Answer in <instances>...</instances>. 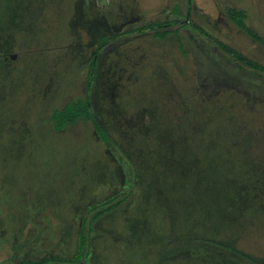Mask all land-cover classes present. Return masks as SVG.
<instances>
[{
    "label": "rangeland",
    "instance_id": "rangeland-1",
    "mask_svg": "<svg viewBox=\"0 0 264 264\" xmlns=\"http://www.w3.org/2000/svg\"><path fill=\"white\" fill-rule=\"evenodd\" d=\"M230 8L264 38V0H0V264L71 257L59 231L122 192L129 166L136 208L97 223L88 264H252L204 248L214 231L264 264V73L247 64L264 67V46ZM164 19L186 22L183 46L147 32L98 56L92 110L112 144L83 121L54 131L51 112L86 94L99 37Z\"/></svg>",
    "mask_w": 264,
    "mask_h": 264
},
{
    "label": "trees",
    "instance_id": "trees-1",
    "mask_svg": "<svg viewBox=\"0 0 264 264\" xmlns=\"http://www.w3.org/2000/svg\"><path fill=\"white\" fill-rule=\"evenodd\" d=\"M103 2L104 0H98ZM187 5L189 6L192 4V0H186ZM174 11L176 14H179L180 8L175 6ZM229 20L233 23V25L243 32L246 36L250 37L253 41L258 44L264 46V38L260 36L256 31L251 29L245 22L246 13L242 10H236L233 8L228 9L226 13ZM165 20V19H164ZM186 25V22L179 21V20H165V21H152L146 24H142L139 26H133L126 30H122L119 32H114L109 35H104L99 37L95 47L93 56L88 63L87 67V81H86V94L83 98H76L70 99L67 103H65L61 109L54 110L50 114V122L52 124V128L54 131L58 132L61 131L64 127L69 125H74L79 121H83L91 125L92 129L96 132L98 137L103 143H111V139L108 137L106 131L101 126L96 114L92 110V102L90 96V90L92 83L94 82V78L96 75V70L98 66V56L100 55L103 48L107 45L115 42L116 40L125 37L127 35L132 34H140V33H147L151 32L153 36L159 37L161 39L166 38L168 35H176L178 31V27L181 29ZM175 27L174 30L170 28ZM177 42H179L180 46L182 45V40H180L179 36L176 35ZM221 44V43H220ZM183 46V45H182ZM224 48L231 53L232 49L229 47L224 46ZM250 67L254 69H259L261 73H264V67H259L258 65L247 63ZM112 144V143H111ZM131 169L129 166V174H130V181H127V184L124 185L125 189L119 194H115L113 196H109L108 199H105L102 202L98 203H91L85 206V208L81 211L82 215L80 217H76V211H74V215L71 216V224L73 229L65 228L62 230H58L60 232L59 238H62L63 235H66L65 238L69 240L71 243V257H60V256H44L40 259H31L27 261H20L16 264H88L91 262V252L92 244L95 243V234H98L97 223L98 225L102 224L104 217L110 213L122 211L125 214V208H136L139 199L136 200V193L141 187L140 183L138 182V177L136 176V171ZM106 172L104 166L101 165L98 167L96 174L93 176L92 181L95 183L101 184L98 180V175L100 173ZM124 178H128L127 174H123ZM147 182V181H145ZM148 183V182H147ZM150 187V185H148ZM146 201H140L139 206H144ZM129 215V214H128ZM13 216H11L12 218ZM10 218V219H11ZM9 219V217L7 218ZM58 225L62 227L64 221L66 220L63 218H56ZM59 227V226H58ZM51 227L45 228V230H49ZM71 229V230H70ZM204 248L210 247L215 248L217 250H222L225 252H230L235 254L246 261L252 264H260L258 261L252 259V257H248L243 252L235 250L229 244H227V239H221L216 231L209 237L208 234L204 233ZM219 237V238H216ZM230 239V238H229ZM194 240V241H193ZM192 241L194 243L199 242L197 239H179L176 240L173 244V249L179 248L181 246H193ZM194 247V246H193ZM198 247V246H195ZM168 257V255H165ZM199 255L194 254H186L185 259L189 261H200L201 263L205 264L201 258L198 257ZM207 264H212L208 263Z\"/></svg>",
    "mask_w": 264,
    "mask_h": 264
}]
</instances>
